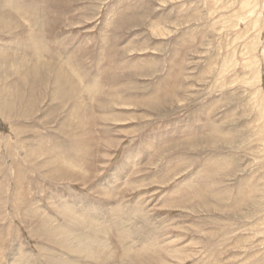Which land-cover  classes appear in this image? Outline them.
Here are the masks:
<instances>
[{"label":"rangeland","instance_id":"374dc122","mask_svg":"<svg viewBox=\"0 0 264 264\" xmlns=\"http://www.w3.org/2000/svg\"><path fill=\"white\" fill-rule=\"evenodd\" d=\"M0 3V264H264V0Z\"/></svg>","mask_w":264,"mask_h":264},{"label":"bare ground","instance_id":"6f19581e","mask_svg":"<svg viewBox=\"0 0 264 264\" xmlns=\"http://www.w3.org/2000/svg\"><path fill=\"white\" fill-rule=\"evenodd\" d=\"M1 4V3H0ZM1 9V8H0ZM2 10V9H1ZM8 13V15H10L11 13L8 11L7 12ZM7 13H4V14H7ZM4 19V18H3ZM5 20V19H4ZM1 24H2V22H0ZM6 25V24H5ZM4 26V25H3ZM8 27V26H7ZM44 47L45 46H43L42 45V49L43 50H45L44 49ZM40 50L41 52L40 53H42V51L43 50ZM42 55V54H41ZM49 68H50V66H44V68L43 69H47V70H49ZM42 69V70H43ZM57 69V68H56ZM59 69V68H58ZM59 71H60V69H59ZM43 71H41L40 73H39V75H41V77H42V79H39L40 78V76L39 75H37V77L35 78V81L37 80L38 82H43V84H44V86L45 85H48V83H49V81H51L52 80V78L51 79H49L48 77L47 78H45V73H43V74H41ZM25 78V77H24ZM28 79V78H27ZM33 78H30L29 80H26V81H24L25 83H28V84H30V83H32V81H34V80H32ZM25 80V79H24ZM31 80V81H30ZM54 83H52V85L54 86V84L56 83L58 86H59V88H60V90H61V92L62 93H64V95L63 96H67V97H69V98H71L72 99V97H71V92H72V86L74 85L76 88H77V90H78V92L80 91H82V89H81V87H79L78 85L76 86L75 85V83H73V85L72 84H70L71 83V81L73 80L72 79V77H70L69 76V74H63L62 75V73L61 74H59L58 73V71L56 70V76H54ZM21 84V83H20ZM20 84H18V85H20ZM24 84V83H23ZM55 84V85H56ZM72 85V86H71ZM23 86V85H22ZM20 87V88H15V89H12V91L11 92H9V93H5L2 97L4 98V103H2V104H4V107L2 108V110L3 109H8V108H10V107H12V105L14 104V102L15 101H17V105H18V107L20 106V105H24V103L22 102V98H23V93H22V91L24 92V90H22V88L23 87ZM31 87L32 86H34L33 84L32 85H30ZM18 87V86H17ZM75 88V89H76ZM24 89V88H23ZM61 92H59V93H61ZM78 97V96H77ZM14 98V99H13ZM79 98V97H78ZM77 100H79V99H77ZM78 103V102H77ZM77 103H75V104H77ZM1 104V105H2ZM31 106H32V104H31ZM2 107V106H1ZM21 107V106H20ZM19 110V109H18ZM4 111V110H3ZM5 112V111H4ZM7 112V111H6ZM10 112V110H8V112L7 113H9ZM20 113H21V111H20ZM7 116V115H6ZM11 116V115H10ZM79 121H81L80 119H79ZM83 148H84V146H83ZM95 210H97V209H95ZM94 217V216H93ZM97 218H98V216H96ZM83 219V221H84V230L85 229H89V230H86L85 232V234L83 233V234H81V235H83V239H81L82 241H78V244H80V243H83L82 245H78L77 246V248H73L74 250H75V252H79V253H82L83 255L82 256H84L85 258H86V256H90V257H93V259H99L100 258V260H101V258L103 257V253H104V251L105 250H107V249H105V243H104V240H103V238L101 237V236H99V234L97 233V231L96 230H94V229H96V225L97 224H93V220H91V219H89V217L88 218H86V217H84V218H82ZM104 223H105V221H104ZM101 226V225H100ZM92 227H93V229H92ZM81 231V230H80ZM120 232V231H119ZM115 233V232H114ZM116 235V234H115ZM109 237V236H108ZM139 240V239H138ZM106 242V241H105ZM87 244V245H86ZM85 245V246H84ZM79 247V248H78ZM90 250H91V252H90ZM116 252V251H115ZM105 253H110V251H108V252H105ZM79 256V255H78ZM81 256V255H80ZM79 258V257H78ZM105 258H103V260H104ZM80 264V263H79ZM82 264H88V263H82Z\"/></svg>","mask_w":264,"mask_h":264}]
</instances>
